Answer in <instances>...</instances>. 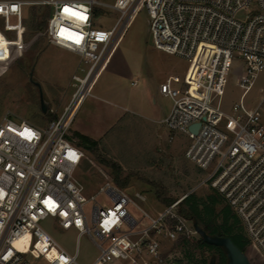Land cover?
<instances>
[{
  "label": "built area",
  "instance_id": "obj_1",
  "mask_svg": "<svg viewBox=\"0 0 264 264\" xmlns=\"http://www.w3.org/2000/svg\"><path fill=\"white\" fill-rule=\"evenodd\" d=\"M28 3L0 0L8 27L13 17L15 26H22ZM39 3L50 6L48 39L77 52L79 61L66 86L68 101L49 107L45 127L12 112L0 122V264H31V259L79 264L77 252L69 255L44 230L41 222L47 218L90 235L99 249L91 264H163L166 244L198 235L194 220L181 212L191 192L151 211L141 205L147 202L143 193L132 196L111 181L88 193L77 177L85 150L71 133L72 123L142 6L154 46L189 63L184 76H170L160 85V93L172 101L161 122L170 139L173 132L188 136L186 157L207 173L200 186H209L231 208L249 245L264 259V94L247 100L264 70V0ZM97 7L119 13L112 27L96 26ZM233 62L241 65L231 70ZM233 71L243 92L224 108ZM193 124H199L197 131Z\"/></svg>",
  "mask_w": 264,
  "mask_h": 264
},
{
  "label": "rangeland",
  "instance_id": "obj_2",
  "mask_svg": "<svg viewBox=\"0 0 264 264\" xmlns=\"http://www.w3.org/2000/svg\"><path fill=\"white\" fill-rule=\"evenodd\" d=\"M28 1L23 7L22 26L19 28L15 26L18 22L16 18L9 21L8 27L6 17L0 15V122L6 113L12 112L45 127L50 115L41 109L39 88L30 81L29 72L34 67V79L41 83L50 107H57L70 97L71 92L66 91V86L79 61V55L48 39L45 22H48L50 6L40 4L39 0ZM118 17L119 13L113 9L97 7L96 26L110 28ZM120 54L138 63L141 71L139 89L144 88L143 79L155 91L157 85L168 77L184 76L189 66L182 57L154 46L149 32V14L144 6L136 11L112 58ZM239 65L240 62H233L231 70ZM236 79L237 75L233 71L222 99L224 108L238 101L243 92L236 85ZM129 87L130 84L128 90L131 89ZM260 94H264V70L258 73L247 100ZM156 98L159 106L169 109L172 103L169 97L156 94ZM138 112L118 124L96 151H85L77 177L86 191L94 193L107 181L120 187L113 178L115 174L112 166L104 163L111 161L122 167L120 176L128 179V184L121 188L132 196L136 192L143 193L147 202L141 205L151 211H159L166 206L156 196L158 188L164 197L174 200L190 192L199 198L211 194L213 190L209 186H200L207 173L186 157L188 136L173 132V138L170 139L171 132L163 123ZM90 209L89 204L86 207L88 214ZM41 225L69 255L77 252L79 264H91L98 256L99 249L89 234L79 235L74 228L62 229L53 218L43 220ZM241 229L243 231L242 226ZM199 237L197 235L195 238ZM193 252L196 259L204 254L208 263L218 255L214 249L202 251L196 248ZM245 253L253 263L258 262V253L252 246H247ZM164 256L163 264H197L195 260L190 261L185 257L183 248L174 247L171 243L166 244ZM31 261V264H46L43 260Z\"/></svg>",
  "mask_w": 264,
  "mask_h": 264
},
{
  "label": "crops",
  "instance_id": "obj_3",
  "mask_svg": "<svg viewBox=\"0 0 264 264\" xmlns=\"http://www.w3.org/2000/svg\"><path fill=\"white\" fill-rule=\"evenodd\" d=\"M140 75L138 63L130 61L125 55L120 54L110 59L98 78L92 95L82 103L74 118L71 126L73 136L76 132L84 134L99 140V146H102L103 140L118 124L132 114L139 113L138 111L161 122L171 107L166 110L157 103L156 94L164 97L159 91L163 82L154 91L142 79L144 88L139 89ZM128 84L130 90L127 88Z\"/></svg>",
  "mask_w": 264,
  "mask_h": 264
},
{
  "label": "trees",
  "instance_id": "obj_4",
  "mask_svg": "<svg viewBox=\"0 0 264 264\" xmlns=\"http://www.w3.org/2000/svg\"><path fill=\"white\" fill-rule=\"evenodd\" d=\"M45 23L47 27V21ZM48 114L51 116L49 111ZM74 136L78 139L79 145L86 151L94 152L99 147V140L77 132L74 133ZM104 163L112 166L115 174L113 178L120 187H124L128 184V179L120 176L122 171L120 165L118 166L116 162L111 161H105ZM163 195L162 190L158 188L156 191L158 199L163 201L166 205L175 201L174 198H166ZM218 206H220L219 209ZM181 212L187 218L197 221L208 234L216 235L218 232H222L223 235L229 236L242 251L246 252V248L249 246V240L243 233L239 220L231 208L224 203L223 199L215 191L207 195L205 198H199L194 194L188 195L182 204ZM220 216L221 219L219 218ZM174 247L183 248L185 257L190 261L195 260L197 264L209 263L204 254H201V256L196 259L193 252L196 248L201 249L202 251L206 249H214L218 254L216 260L219 264H227L228 261L223 248L205 243L200 237H194L192 239L182 238L175 243ZM252 264H264V259L258 254V262H252Z\"/></svg>",
  "mask_w": 264,
  "mask_h": 264
},
{
  "label": "water",
  "instance_id": "obj_5",
  "mask_svg": "<svg viewBox=\"0 0 264 264\" xmlns=\"http://www.w3.org/2000/svg\"><path fill=\"white\" fill-rule=\"evenodd\" d=\"M29 79L39 88L41 109L44 113H47L50 107V103L44 96L41 83L34 79V67L29 72ZM198 126L199 124H193L191 126V129L193 131H197ZM194 227L200 238L205 243L223 248L228 259L227 264H252L249 256L244 251H242L229 236L223 235L222 232H218L216 235H210L195 220ZM216 263L217 260L214 256L210 260L209 264Z\"/></svg>",
  "mask_w": 264,
  "mask_h": 264
},
{
  "label": "snow or ice",
  "instance_id": "obj_6",
  "mask_svg": "<svg viewBox=\"0 0 264 264\" xmlns=\"http://www.w3.org/2000/svg\"><path fill=\"white\" fill-rule=\"evenodd\" d=\"M64 11L67 13V12H70V10L68 8H65ZM71 15L73 16H76L77 18L79 19H86V17H84L82 14L80 13H76V12H71Z\"/></svg>",
  "mask_w": 264,
  "mask_h": 264
},
{
  "label": "bare ground",
  "instance_id": "obj_7",
  "mask_svg": "<svg viewBox=\"0 0 264 264\" xmlns=\"http://www.w3.org/2000/svg\"><path fill=\"white\" fill-rule=\"evenodd\" d=\"M27 237H28V235L22 236L21 239L16 242V244L17 245L21 244L22 242H24L26 240Z\"/></svg>",
  "mask_w": 264,
  "mask_h": 264
}]
</instances>
